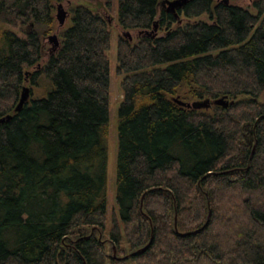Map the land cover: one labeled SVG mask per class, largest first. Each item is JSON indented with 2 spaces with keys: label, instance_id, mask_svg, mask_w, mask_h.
Returning a JSON list of instances; mask_svg holds the SVG:
<instances>
[{
  "label": "trees",
  "instance_id": "1",
  "mask_svg": "<svg viewBox=\"0 0 264 264\" xmlns=\"http://www.w3.org/2000/svg\"><path fill=\"white\" fill-rule=\"evenodd\" d=\"M64 1L0 0V23L32 28H0V264H264V0H117L143 34L118 39L111 228L112 31L90 4L114 0H74L46 54ZM27 83L45 93L16 111ZM184 87L232 102L187 108Z\"/></svg>",
  "mask_w": 264,
  "mask_h": 264
},
{
  "label": "rangeland",
  "instance_id": "2",
  "mask_svg": "<svg viewBox=\"0 0 264 264\" xmlns=\"http://www.w3.org/2000/svg\"><path fill=\"white\" fill-rule=\"evenodd\" d=\"M233 3L242 6L246 9H248L251 13L256 14V10L253 8V3L255 0H230ZM77 1H64L62 3L56 4V10H55V16L58 11L59 4H62L64 6V10L68 13L67 20L65 22V25L63 27L64 29H67L71 24V7L75 5ZM92 9L95 12L101 13L108 21L111 31H112V44L111 49L107 52V56L110 60L111 65V88H110V123H109V136H108V146H109V163H108V212H107V225L109 228L112 227V222L114 218L118 217V208L116 203V157H117V142H118V117L117 112L120 103L122 102L124 98V92L122 88V79L123 76H120L117 74V48H118V39L120 36H124V32L121 29V27L118 24V14L117 9L118 7L117 0H114V5L112 9H107L105 5L101 2H96L95 4H90ZM201 21H208V17L204 16L200 19ZM56 24L58 25L57 19ZM0 28H6L11 31L16 32L20 36H24L25 34L29 33L32 28L31 25L28 24L25 27L23 26H11L8 24L0 23ZM156 35L162 36L165 34L164 29H160L155 32ZM59 35L58 27L50 34L43 36V41L45 44V51L46 54L51 53V50L54 47V43L50 40V36L52 35ZM134 39L138 37V31L131 32ZM60 40V39H59ZM26 87L30 88V91H33L34 96H42L45 93L44 86L39 87H32L29 83L25 85ZM190 89L188 87H184L183 90L180 91L179 95L176 97V99H179L182 102L185 103H195V102H205L206 100H211L212 102L216 101L214 99L205 98V99H197L194 98V96L190 95ZM222 99V98H219ZM264 99V96L263 98ZM218 100V99H217ZM229 102V105L232 101L227 100ZM228 105V106H229ZM215 105H212L210 108H213ZM217 106H223V105H217ZM227 106V107H228ZM225 107V106H224ZM208 108V109H210ZM203 111H206L207 109H201ZM126 245V244H124ZM113 246L109 244L108 246V252L109 254H112ZM115 249V248H114ZM117 254V249L114 252V256Z\"/></svg>",
  "mask_w": 264,
  "mask_h": 264
},
{
  "label": "water",
  "instance_id": "3",
  "mask_svg": "<svg viewBox=\"0 0 264 264\" xmlns=\"http://www.w3.org/2000/svg\"><path fill=\"white\" fill-rule=\"evenodd\" d=\"M227 1H229V0H227ZM187 2H188V0H176V1H172V2L167 1L166 3L169 5L170 9L176 10V9L181 8ZM67 17H68V13L64 10V6L62 4H59L58 11L56 14V19L58 22V30L60 28L64 27L65 22L67 20ZM158 27H159V22H156L154 25V30L151 32V34H155ZM138 34H143V32L140 31V32H138ZM124 36L128 37L131 40L133 39V36L130 32L124 33ZM50 40L54 43V47L52 50H56L60 46L59 36L54 34V35L50 36ZM29 98H30V88L25 86L23 88L21 100H20V103L18 104V106L16 108V111H20L23 108L24 104L29 100ZM174 100H175V102H177L181 106H184L187 108H193V109H197V110L208 109L212 105H223L225 107H227L229 105V102L227 101L226 98L218 99L214 102H212L211 100H206L205 102H195V103H185V102H182L176 98ZM8 118H10V116ZM3 121L4 120L2 119L0 122H3ZM114 250L116 251V248Z\"/></svg>",
  "mask_w": 264,
  "mask_h": 264
}]
</instances>
